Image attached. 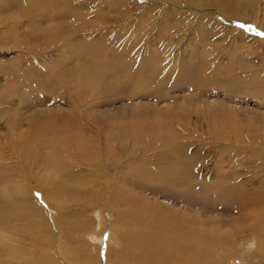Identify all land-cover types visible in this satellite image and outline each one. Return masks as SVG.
<instances>
[{"label": "rangeland", "instance_id": "1", "mask_svg": "<svg viewBox=\"0 0 264 264\" xmlns=\"http://www.w3.org/2000/svg\"><path fill=\"white\" fill-rule=\"evenodd\" d=\"M13 2L0 0V189L15 194L21 181L40 194L23 205L16 193L14 209L2 208L0 237L16 248L1 241L0 263L45 264L56 254L113 263L129 252L112 245L110 226L128 236L134 224L215 264H258L243 251L253 240L264 261V223L247 230L236 210L256 199L249 209L264 219V0H93L71 7L93 25L78 36L74 19L66 29ZM56 162L73 178L55 179ZM113 163L130 173L117 179L128 193L122 211L141 212L115 219L78 209L89 183L114 177ZM91 189L102 201L116 188ZM225 232L232 242H222Z\"/></svg>", "mask_w": 264, "mask_h": 264}, {"label": "bare ground", "instance_id": "2", "mask_svg": "<svg viewBox=\"0 0 264 264\" xmlns=\"http://www.w3.org/2000/svg\"><path fill=\"white\" fill-rule=\"evenodd\" d=\"M12 1H14L13 2V5H16V3H20L19 5H21V3H22L24 5V14L25 15H27L28 11L38 10V12H40V13H38V12L35 11L36 12L35 14L38 17L47 16V17H49L47 20L56 21L57 24L60 25L59 27H61L63 25L67 29V27L65 26V23H64V21H65L64 19H66V20L67 19H70V20L71 19H74L73 20L74 22H76V23L79 22V24H80L79 27H77V26L72 27V29L76 30V32H74V35L77 34V36H78V32H80V31H87L89 29H92V27H93V25L91 23L83 22V20H84V17L83 16L86 15V13L85 14L84 13H77L76 12V9H74V8L71 9V7H74V6H78V7H82V8L87 7V6L90 7L93 4V0H82L83 2H81V0H52V5L49 6L50 8L47 5L40 4L39 3L40 0H33V4L31 6H27L28 3L30 2V0H20V1L19 0H12ZM5 3L7 4L8 1L7 2L5 1ZM2 8L5 9L7 7L6 6H3ZM4 9H1L0 8V13L1 12L3 13L5 11ZM30 20H32V19H30ZM42 20H44V19H42ZM36 23H34V24H36ZM20 27H22V26H20ZM59 27H57V28L60 29ZM83 36L85 37V39H87L88 33L84 34ZM79 39L81 40L82 37L81 38L79 37ZM28 47L29 48H27V51L29 52L30 46H28ZM111 48H113V46ZM123 50L124 49H119V50H117L118 52H116V53H118L120 55L123 52ZM115 51H116V49H115ZM115 56L117 57V55H115ZM115 56H114V58H115ZM126 59H127V57H126ZM117 60H118V58H117ZM126 61H128V60H126ZM125 66H126L125 67L126 69H124V66L123 67L120 66L121 68L124 69V73H126L127 67L129 69L130 65L127 64ZM118 67H119V65H118ZM116 70L117 69L115 67V69L113 71H116ZM124 73H123L124 77H127V76H125ZM115 75H117V74H115ZM19 138H21V137H19ZM122 139H123V137H122ZM149 147H151V146H149ZM20 149H22V148H20ZM65 149H67V152H68V150L70 149V147H69V149L68 148H65ZM71 149H72V147H71ZM14 150H15V148H14ZM75 152H76V154H79V152H77V151H75ZM64 153L66 154V151ZM1 160H3V158ZM79 161H81V159ZM83 163H86V162H83ZM63 164L56 162V169L54 170L55 173H56V178L55 179L61 180V179L67 178V177H68L69 180L72 179L73 178V174H68L67 172H65L66 171V167H65L66 165L64 166ZM67 164H68V162H67ZM93 164H95V163L93 162ZM84 166H86V165H84ZM103 167L104 166L102 164H99V165L95 166L94 169L97 172H101L103 170ZM111 169L113 171L112 173H113L114 177L116 178V183H114V184L111 183V180H114V177H113L112 179H107V180L104 179L105 180L104 182H102V181H95V182L89 183V185L91 187L92 186L93 187L94 186H96V187H105L108 191L110 190L111 192H113V188H116L115 189L116 192L114 191V193H111L110 196L109 195L106 196V194L104 195V192L101 193V195H102L101 200L102 201H100V198H99L100 195H98L97 190L96 191L95 190L93 191L91 189V187L90 188H84L82 190L83 191L82 194L85 195V196H87V198H88V195L90 194L91 197H90V199H86L85 201L84 200H81V204L79 203V205H78V206H80V208H78V209H81V210H85L86 208L92 209V211H93L92 213L94 215L97 214L100 211V214L97 215L98 218L103 213L102 211H107L108 214L110 216H112V218H115L116 215L119 216V217H121V218L123 217V215H126L124 217V219H126V217L131 216L132 213H135V212H138L139 213V212H141L139 210L136 211V209H127V211L126 210L125 211H122V209H121L122 206L127 205V203H128V201L126 202V199H128V193H127V189H122L120 187V183H119V181H117V179H119L120 176L123 175L122 178L124 180H126V177H128L130 175V173H128V172L126 173L125 171H123L122 166L120 164L118 165V163H113V166H112ZM29 170H30V168H29ZM120 171H122V172H120ZM27 172H29L28 169H27ZM64 172H65V174H64ZM60 173H63L64 175L60 176ZM140 174H142V173H140ZM79 175L80 174L78 173V177H79ZM143 175H145V174H143ZM145 176H147V175H145ZM137 177H139V176H137ZM140 179H142V178H140ZM20 182H19L18 187L14 188V191H15V194L17 193V196L18 195H21V199L19 198V204L26 205V204L31 203V197H32V195L33 196H35V195L39 196L40 191L35 190V188H33L32 189L33 191H32L30 189V188H32V186H30L29 188H26L25 183L24 182H21L20 183ZM223 184H225V183H223ZM223 184H221V186ZM125 187H126V185H125ZM123 188H124V186H123ZM231 191L232 190L230 188L228 195L230 197H233L234 198L233 193H231ZM124 193H126V195H125L126 196V199L124 198V196H122V195H124ZM15 194H11L10 193V188L9 187H4L3 189H0V215H1L0 217L1 218L4 215V213L6 212V209L5 210L2 209L4 206H6L8 209H14L13 208V205H14V201L16 199V197H15L16 195ZM135 194L136 193L133 192V197L132 196L131 197L132 198L138 197V196H135ZM226 194H227V192H226ZM27 195H29V196H27ZM93 197H97V198H93ZM106 197H110V198L108 200H106ZM249 199H251V198H249ZM138 201L141 202V203H143L142 201H144V200H142L139 197ZM225 201L226 202H233V199H225ZM17 202H18V200H17ZM245 202L247 203V201H245V198L242 199L241 200V203H240V205L242 206L241 207L242 209L238 207L239 209H236V210L238 211V213L240 215V218L239 219H242L245 223H250L251 222L250 224H248V228L249 229H247V230H250L251 228L256 227V225H258V224L261 225L262 223H264V219H261V217H260L261 214L259 212H257L255 209H249L250 208L249 207L250 205H252V204L255 205L256 204V199L253 202H248L247 204H245ZM51 203H52V199L51 198H50V201L47 200V201L43 202V204L45 206H48V204L51 205ZM76 203H78V202H76ZM109 203H111L110 207H108L109 206ZM121 204H124V205H121ZM234 204L235 205L237 204L236 205V208H237V206H239V203L238 202L237 203L235 202ZM251 207H253V205ZM89 209H86V211H88ZM37 210L40 211V209H38V208H37ZM252 220H254L253 223H252ZM112 222H114V221H112ZM124 222H126V220ZM200 222H203V221H200ZM115 223L117 224L116 221H115ZM127 224H129V223L127 222ZM201 224L204 225V224H209V223L204 222V223H201ZM134 225L137 227V229L135 230V232H131L128 236H126V234L120 233V230L118 229V227H120V226H118V227H117V225L110 226V227H112V229H111V233H110L109 237H110V240L112 241V245L115 246V247L117 246L118 247V251L120 253H123L124 254V253H128L129 252V256L126 257V258H124V259H122L123 258L122 255H117L116 261L113 262V263L110 261L109 264H211V263L212 264H215L213 262L214 259L212 258V256L211 257H208L204 261L203 259H201L199 257V255H197V252H196V250L193 247H191V246H189L187 244H184L181 241L179 242V240L176 239V237H174V240L173 241H169L168 244H171V246L169 248L168 247H164V246L161 245V243L159 242V240L156 238V237H158L157 234H155L154 232L148 231V230L142 228L141 226L139 227L136 224H134ZM140 225H141V222H140ZM1 228L2 229H0V230H6L5 229L6 227H3L2 226ZM7 229H9V227ZM252 231H253V229H252ZM174 232H175V230L173 229V233ZM94 233L96 234V232H94ZM88 234H91V233H88ZM122 234H123V236H122ZM119 235L122 236L125 239L124 240L121 239V237ZM6 236H8V235H6ZM98 237H100V236L98 235ZM222 238H223L222 239V242L223 243H229V242H232V240H233V239H229V233L228 232H225L224 234H222ZM8 240L9 241L11 240L10 236L9 237H4V238L3 237L2 238L0 237V242L2 241L1 244L3 243V245H5L6 242H8V244L6 246L9 247L10 250L11 249L14 250V248H16V246L15 245H12V247H10L11 246L10 244H12V243H10L11 241L9 242ZM56 245H57V242H56ZM245 246H246L247 249H245V247H244L243 248L244 250L243 249H240V251L243 250L246 253V250H247V253L248 254H254V253H256V260L259 259L258 264H264V261H262L261 260V257H260L262 255L259 253V251H260V245L258 243L254 242L253 240H250V241H248V242L245 243ZM56 248H57V250H56L57 252H62V250L58 247V245H57ZM56 255H57L58 258L57 257H54L53 255H50L49 258H48V260H47V262H45V264H65V263L68 264V263H71V260H67L70 257L67 254H64L63 259L61 258V256L59 254H56ZM105 255L106 254L103 255L104 256V262H105V264H107L108 258ZM243 255H244V253H243ZM5 256H4V258H5ZM0 257H2V256H0ZM250 257H251V255H250ZM54 259L60 260V262L59 263L51 262ZM87 259H88V257L84 260V263L87 261ZM226 259H227V257L225 255L220 256V261H223V260H226ZM238 259H240V260L242 259L244 261V258H242L241 253L239 254V258ZM250 260H252V257H251ZM95 262H97V263H95ZM250 262L248 264H255L256 263V261L255 262H251V263ZM73 264H82L81 258H78ZM93 264H98V260L97 261L95 260L93 262ZM100 264H103L102 261L100 262ZM217 264H221V263L219 262ZM226 264H237V262L234 260V261H231V262H227Z\"/></svg>", "mask_w": 264, "mask_h": 264}]
</instances>
